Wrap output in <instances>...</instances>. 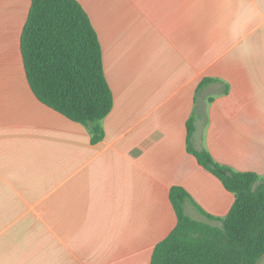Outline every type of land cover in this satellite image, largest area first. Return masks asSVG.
Masks as SVG:
<instances>
[{"label": "crops", "instance_id": "1", "mask_svg": "<svg viewBox=\"0 0 264 264\" xmlns=\"http://www.w3.org/2000/svg\"><path fill=\"white\" fill-rule=\"evenodd\" d=\"M113 94L103 138L36 99L20 36L30 0H0V264H150L185 213L234 201L190 144L264 178V0H77ZM256 264H264V254Z\"/></svg>", "mask_w": 264, "mask_h": 264}, {"label": "trees", "instance_id": "2", "mask_svg": "<svg viewBox=\"0 0 264 264\" xmlns=\"http://www.w3.org/2000/svg\"><path fill=\"white\" fill-rule=\"evenodd\" d=\"M20 53L28 86L45 106L84 125L91 143L104 136L102 120L113 94L106 80L97 33L77 0H30L20 36ZM192 119L186 123V147L216 176L234 201L220 226L185 213L189 194L172 186L169 199L176 224L153 248L150 264H256L264 254V178L216 162L190 144Z\"/></svg>", "mask_w": 264, "mask_h": 264}]
</instances>
